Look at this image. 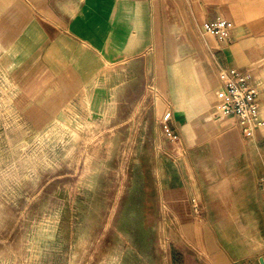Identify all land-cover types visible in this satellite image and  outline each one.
Segmentation results:
<instances>
[{
	"label": "crops",
	"instance_id": "crops-1",
	"mask_svg": "<svg viewBox=\"0 0 264 264\" xmlns=\"http://www.w3.org/2000/svg\"><path fill=\"white\" fill-rule=\"evenodd\" d=\"M218 16L234 24L230 43L203 30ZM112 62L145 70L151 263L261 264L264 125L247 137L216 105L235 68L262 84L264 115V0H0V65L22 115L52 120ZM168 111L177 145L162 129Z\"/></svg>",
	"mask_w": 264,
	"mask_h": 264
},
{
	"label": "rangeland",
	"instance_id": "rangeland-1",
	"mask_svg": "<svg viewBox=\"0 0 264 264\" xmlns=\"http://www.w3.org/2000/svg\"><path fill=\"white\" fill-rule=\"evenodd\" d=\"M144 75L140 63L112 62L39 123L18 111L0 65V264H152Z\"/></svg>",
	"mask_w": 264,
	"mask_h": 264
},
{
	"label": "built area",
	"instance_id": "built-area-1",
	"mask_svg": "<svg viewBox=\"0 0 264 264\" xmlns=\"http://www.w3.org/2000/svg\"><path fill=\"white\" fill-rule=\"evenodd\" d=\"M233 29V22L222 16L203 24V30L214 34L222 44L233 41ZM223 74L222 85L217 90L216 114L219 118H234L242 133L251 137L264 125L262 84L235 68L224 70ZM170 119L171 112L168 111L162 118V129L164 135L177 145L179 136L172 129ZM259 185L264 191V176L261 177ZM194 205L197 207L196 202ZM261 264H264V257Z\"/></svg>",
	"mask_w": 264,
	"mask_h": 264
}]
</instances>
